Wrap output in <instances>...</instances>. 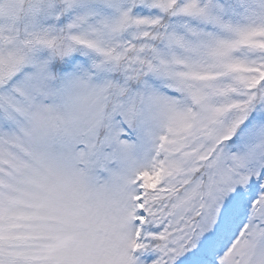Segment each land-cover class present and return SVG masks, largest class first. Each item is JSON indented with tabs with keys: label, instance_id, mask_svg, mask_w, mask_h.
Segmentation results:
<instances>
[{
	"label": "snow or ice",
	"instance_id": "snow-or-ice-1",
	"mask_svg": "<svg viewBox=\"0 0 264 264\" xmlns=\"http://www.w3.org/2000/svg\"><path fill=\"white\" fill-rule=\"evenodd\" d=\"M0 264H264V0H0Z\"/></svg>",
	"mask_w": 264,
	"mask_h": 264
}]
</instances>
